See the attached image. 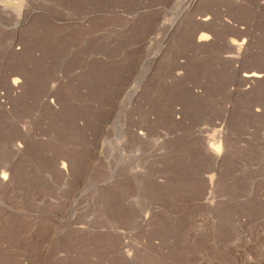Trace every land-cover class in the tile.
Here are the masks:
<instances>
[{"label": "rangeland", "instance_id": "1", "mask_svg": "<svg viewBox=\"0 0 264 264\" xmlns=\"http://www.w3.org/2000/svg\"><path fill=\"white\" fill-rule=\"evenodd\" d=\"M0 264H264V0H0Z\"/></svg>", "mask_w": 264, "mask_h": 264}, {"label": "bare ground", "instance_id": "2", "mask_svg": "<svg viewBox=\"0 0 264 264\" xmlns=\"http://www.w3.org/2000/svg\"><path fill=\"white\" fill-rule=\"evenodd\" d=\"M208 20V19H207ZM206 21V20H205ZM239 45H238V47H239V49L240 50H244L245 49V47H246V44H245V42H242V43H238ZM234 45V44H233ZM238 50V49H237ZM239 52V51H238ZM240 52H242V51H240ZM239 52V53H240ZM245 78H246V80L248 81V82H251V83H253V81L255 82L256 80H258L259 78H262V75L260 74V73H258V72H255V71H249V72H247L245 75ZM219 136V135H218ZM220 141V140H219ZM220 143V142H219ZM218 143V144H219ZM220 145V144H219ZM218 146V145H217ZM215 152V151H214ZM218 152V151H217ZM219 153V152H218ZM65 167V166H64ZM4 176H5V174H4ZM3 176V178H5Z\"/></svg>", "mask_w": 264, "mask_h": 264}]
</instances>
